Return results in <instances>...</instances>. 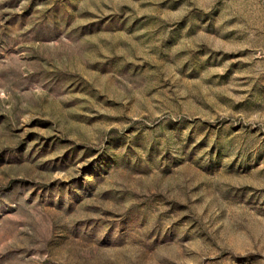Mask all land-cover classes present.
Segmentation results:
<instances>
[{
    "label": "rangeland",
    "instance_id": "rangeland-1",
    "mask_svg": "<svg viewBox=\"0 0 264 264\" xmlns=\"http://www.w3.org/2000/svg\"><path fill=\"white\" fill-rule=\"evenodd\" d=\"M0 264H264V0H0Z\"/></svg>",
    "mask_w": 264,
    "mask_h": 264
}]
</instances>
